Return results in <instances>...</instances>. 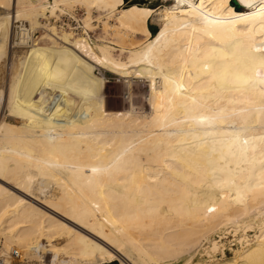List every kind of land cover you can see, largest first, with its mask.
<instances>
[{"label":"bare ground","instance_id":"obj_1","mask_svg":"<svg viewBox=\"0 0 264 264\" xmlns=\"http://www.w3.org/2000/svg\"><path fill=\"white\" fill-rule=\"evenodd\" d=\"M153 1L0 0V62L14 21L65 44L35 48L0 92V235L72 264H193L232 228L235 256L205 264H264V0H172L161 19ZM76 7L110 38L41 23ZM97 68L148 82L150 116L108 112ZM72 93L74 115L53 117Z\"/></svg>","mask_w":264,"mask_h":264},{"label":"rangeland","instance_id":"obj_2","mask_svg":"<svg viewBox=\"0 0 264 264\" xmlns=\"http://www.w3.org/2000/svg\"><path fill=\"white\" fill-rule=\"evenodd\" d=\"M171 4H173L172 0H167L166 2H164V0H157V1H153L152 3H150L149 6L154 8L155 10L157 9L156 10L158 12L157 19L159 18L161 19V16L159 15V11L160 12L164 11L165 6L169 7L171 6ZM95 11L96 10L92 11L93 20L91 21L92 22L91 27H90V29L92 28L91 30L87 28L86 26V19L88 18V13L84 8H81V7H76L75 9L73 8L68 13L67 11L65 13L58 12V14L60 13L58 17H51V19H49L48 21L46 19L45 20L42 19L43 21L41 20V23L43 26H46L47 24H51L52 27L54 26L58 28L59 30L60 28H63L62 30L66 32H74V34H78V35L83 34L89 42L91 41L90 42L91 45L94 46L95 43L101 44L100 41L102 40L105 41L106 39L110 38L107 36V33L104 31L105 28L103 26V22L106 21V18L103 16H100L99 12L97 11L95 12ZM8 13L10 14V16L12 15L11 9H8ZM99 17L101 18L99 19ZM83 19L85 20V22ZM19 22H22V21H14L13 33H12V43H11L10 48L8 47L10 50L7 49L8 53L6 52L5 58L2 60V62H0V92L3 94L2 95L3 99L5 98V96L7 95L9 91V85L12 82H16V80H19L22 76L25 75L27 60L31 52L35 48L51 47L54 41H56V44L58 43L57 45H62V44L65 45L64 41L61 38H59V35H56L53 32L52 34L49 29L48 31L46 30L47 28L44 29L43 27L41 28L38 27L37 29L31 28L30 24L24 21L22 23L26 24L27 28L30 27L31 30L33 31L34 40L37 42V44L36 43H34V45L32 44V47H30L31 45L23 46L19 43V36H18L19 30L17 29V27L19 26ZM110 24L115 25V21L112 20ZM148 26H149V29L151 30L152 36H154L156 32L159 30V25H157L156 23H153L152 19L149 20ZM86 32L87 34H85ZM113 47H115L117 50L119 49L117 48L115 44ZM119 54L120 53L115 52L116 56H118ZM126 57L127 55L124 54V56H122L121 59L125 61ZM95 72L99 77L103 78L104 80V87L100 95L102 98L104 97L103 99H104L105 106L108 112L115 113V112H129L130 111L132 112L131 114L134 118L136 116H142V117L150 116L152 107H151V95L149 92L148 82H146L144 79H140L136 77L123 78L112 72L99 69V68H97ZM47 78L51 82L56 81L54 77L48 76ZM72 94H73L72 95L73 99L70 102L66 103L68 108L60 104V108L58 109L57 107L58 114L54 115L53 117L59 118L63 121L65 119L64 115L69 116V117L72 116V114L74 115V112L76 111L77 108H79L80 104L82 103V100L80 98V95L76 93H72ZM71 105L73 107L69 111V107ZM9 113H10L9 110L4 108V110L2 111L3 115H1V118L3 117L2 120H5V122L11 125H17L16 123H18V120H16L14 116H11ZM36 192L38 193L39 191H36ZM227 231L228 232L230 231V233H228ZM254 234H255L254 230L248 231L249 237H252V235ZM222 235H224L225 237ZM241 235H242L241 232H239L236 235L235 232H233L232 228H229L225 232H222V234L220 232L219 234H217V236L214 235L213 236L214 239H216V241L220 240L219 241L220 244L224 245V247L220 251L216 252L215 254L213 252L209 253L210 251L209 250L207 251V249L210 246V244L208 242H203V244L196 250V253L194 252L195 254L194 253H193L194 255L192 254V257H191L192 263L194 262L193 264H199V263L205 264L206 262L209 263L214 260H222L224 257H225L224 259H230V258L232 259L235 256V253L233 252L238 250V248L240 247L239 239ZM4 245H5V248H4ZM8 246H10L9 249H8ZM35 248L31 252H25V251L22 252L23 249H20L19 247L17 248V246L7 245L5 242V238H3L0 235V264H72L71 262L69 263L68 261H66L63 257H58L57 259H55V257L50 258L49 257L50 255H48L46 251L42 250V245L38 246L37 249ZM15 252H21L20 253L21 256L15 255L16 254ZM220 252H224L225 256L223 255V253H220ZM214 256L215 258L213 259L212 257ZM52 258L55 260H52ZM186 258L188 257L184 256L183 259L182 258L181 260L178 259L177 260L178 262L176 260L174 261L171 260V261L166 262L165 264H185ZM119 260L120 259H117L113 261L112 263H104V264H121L120 263L121 260L120 261ZM46 261H48V263H46Z\"/></svg>","mask_w":264,"mask_h":264},{"label":"built area","instance_id":"obj_3","mask_svg":"<svg viewBox=\"0 0 264 264\" xmlns=\"http://www.w3.org/2000/svg\"><path fill=\"white\" fill-rule=\"evenodd\" d=\"M16 23H18V22H16ZM17 29L19 30L18 36H19V43L21 45H23V46H30V45H32L34 43V41H35L34 40V35L31 32H29L27 34V36L25 37L24 43L21 42V38H22V35H23L22 34V30L23 29H27V32L29 31L28 28H27V26H26V24H24L22 22H19V26L17 27Z\"/></svg>","mask_w":264,"mask_h":264},{"label":"water","instance_id":"obj_4","mask_svg":"<svg viewBox=\"0 0 264 264\" xmlns=\"http://www.w3.org/2000/svg\"><path fill=\"white\" fill-rule=\"evenodd\" d=\"M127 1V0H126Z\"/></svg>","mask_w":264,"mask_h":264}]
</instances>
